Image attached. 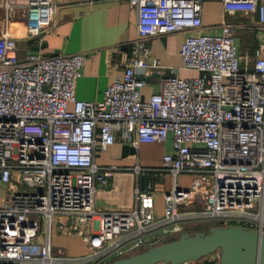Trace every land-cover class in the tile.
Instances as JSON below:
<instances>
[{
    "label": "built area",
    "instance_id": "obj_1",
    "mask_svg": "<svg viewBox=\"0 0 264 264\" xmlns=\"http://www.w3.org/2000/svg\"><path fill=\"white\" fill-rule=\"evenodd\" d=\"M128 1L138 35L124 75L97 102L76 97L85 53L21 61L16 37L0 35V264H109L201 222L264 233V0H220L244 16L224 20L219 32L205 30L206 0ZM19 7L29 34L55 29L54 0H6L9 17ZM249 27L261 34L253 58L241 55L237 39ZM177 31L187 33L180 55L196 76L166 73L152 54L155 36ZM150 70L160 75L159 91L146 100L141 74ZM118 135L136 147L171 140L161 170L174 186L162 215L151 189L137 190L133 209L97 210L112 171L96 155ZM182 173L194 177L193 188L178 186ZM57 216L86 253L53 252Z\"/></svg>",
    "mask_w": 264,
    "mask_h": 264
},
{
    "label": "crops",
    "instance_id": "obj_2",
    "mask_svg": "<svg viewBox=\"0 0 264 264\" xmlns=\"http://www.w3.org/2000/svg\"><path fill=\"white\" fill-rule=\"evenodd\" d=\"M55 29L44 36L27 32L24 9L17 8L14 16L9 17L6 0H0V35L9 32L17 39V54L23 61L30 53L42 55L85 53L87 61L83 76L76 88L79 100L97 102L103 99L104 91L114 78L124 75L129 62L134 39L137 37L138 11L128 0H54ZM242 13L228 12L220 0H206L203 7L205 30L219 32L224 20L240 21ZM187 33L177 31L155 36L152 39V54L157 58L164 71L175 68L178 75L187 78L196 76L194 71L184 68L180 55ZM247 29H239L237 39L242 56L253 58L261 34L249 27V47ZM141 78L147 85L142 91L144 99L159 91L158 72L142 71ZM172 152V142L141 144L138 147L125 141L121 135L116 143L106 151H98L96 162L112 171L106 187L101 188L95 199L100 212L133 209L137 203V190L153 193L157 214L165 209V194L174 186V177L163 172V157ZM140 168V170H137ZM182 189L194 186V177L182 173L177 177ZM87 249L76 234L61 232L53 227L52 250L70 256L84 254ZM219 252L207 255L186 264H220ZM166 264V263H159Z\"/></svg>",
    "mask_w": 264,
    "mask_h": 264
},
{
    "label": "water",
    "instance_id": "obj_3",
    "mask_svg": "<svg viewBox=\"0 0 264 264\" xmlns=\"http://www.w3.org/2000/svg\"><path fill=\"white\" fill-rule=\"evenodd\" d=\"M219 252L220 264H264V233L242 227H213L178 238L109 264H186Z\"/></svg>",
    "mask_w": 264,
    "mask_h": 264
},
{
    "label": "rangeland",
    "instance_id": "obj_4",
    "mask_svg": "<svg viewBox=\"0 0 264 264\" xmlns=\"http://www.w3.org/2000/svg\"><path fill=\"white\" fill-rule=\"evenodd\" d=\"M252 29V28H250ZM247 39H248V47H249V28L247 29ZM55 228L59 227V223H58V216L55 217L54 219V226ZM213 227H223L222 224L220 223H195V224H192L190 227H189V231L190 233H195V232H201V231H208L209 229L213 228ZM180 236V234H177L176 236L174 237H171V238H167L165 240H162L161 242H159L158 244H161V243H164V242H167V241H171L173 240L174 238H178ZM156 244V245H158ZM153 246H150V247H143V248H140L130 254H127L125 255L124 257H128V256H131V255H134V254H138L140 252H143L149 248H151ZM83 253L84 252H87V249L83 248ZM64 254V252H63ZM123 258V257H122ZM114 261V260H113ZM111 263V262H110Z\"/></svg>",
    "mask_w": 264,
    "mask_h": 264
},
{
    "label": "trees",
    "instance_id": "obj_5",
    "mask_svg": "<svg viewBox=\"0 0 264 264\" xmlns=\"http://www.w3.org/2000/svg\"><path fill=\"white\" fill-rule=\"evenodd\" d=\"M174 239H176V238H174Z\"/></svg>",
    "mask_w": 264,
    "mask_h": 264
}]
</instances>
